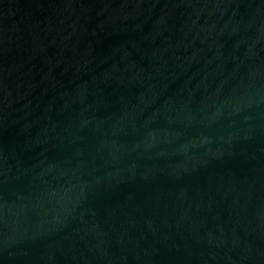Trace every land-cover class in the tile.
I'll use <instances>...</instances> for the list:
<instances>
[{"label":"water","instance_id":"95a60500","mask_svg":"<svg viewBox=\"0 0 264 264\" xmlns=\"http://www.w3.org/2000/svg\"><path fill=\"white\" fill-rule=\"evenodd\" d=\"M0 264H264V0H0Z\"/></svg>","mask_w":264,"mask_h":264}]
</instances>
